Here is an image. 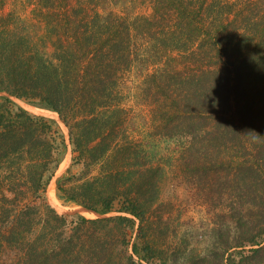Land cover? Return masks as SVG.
<instances>
[{"label": "trees", "instance_id": "trees-1", "mask_svg": "<svg viewBox=\"0 0 264 264\" xmlns=\"http://www.w3.org/2000/svg\"><path fill=\"white\" fill-rule=\"evenodd\" d=\"M135 1L152 14L107 12L110 0H0V256L156 264L162 169L126 133L131 75L152 129L187 140L182 158L198 173L224 174L230 207L252 211L261 241L250 244L264 248V0ZM13 98L57 113L68 135ZM53 181L98 218L58 213Z\"/></svg>", "mask_w": 264, "mask_h": 264}, {"label": "rangeland", "instance_id": "rangeland-1", "mask_svg": "<svg viewBox=\"0 0 264 264\" xmlns=\"http://www.w3.org/2000/svg\"><path fill=\"white\" fill-rule=\"evenodd\" d=\"M148 8L149 5L140 1L110 0L107 12L135 18L139 15L152 14V10ZM126 80L121 85L122 104L129 111L126 133L132 139L144 142L149 162L154 167L162 169V177L158 184L157 210L151 220L153 225L157 226L152 233L156 236L158 246L165 252L162 250L156 253L155 263L264 264V248L255 252L254 249L258 247L250 244L253 239L260 240L255 238L257 223L254 214L251 215L252 211H247V208L230 207L229 195L223 188L225 180L222 172L198 173L200 162L182 158L181 147L187 143V140L178 138V134L174 139L161 136L152 129L150 110L153 106L142 102L143 95L137 89L142 79L131 75ZM13 100L32 114L56 120L68 135L60 118L58 120L55 117L42 115L32 109L34 106L15 98ZM70 159L69 147L58 176L67 170ZM211 162L213 164L214 160ZM204 182L209 183V188ZM53 199L56 200L55 203ZM47 201L60 214L79 215L87 219L98 218V215L89 211L87 213L86 209L61 199L55 181L48 189ZM239 214L245 216V221H241L240 217L237 218ZM113 215L115 214L109 216ZM248 229L254 231L249 232ZM238 246L243 247L238 248ZM21 259L20 253L6 251L0 256V264H22L19 263Z\"/></svg>", "mask_w": 264, "mask_h": 264}, {"label": "bare ground", "instance_id": "bare-ground-1", "mask_svg": "<svg viewBox=\"0 0 264 264\" xmlns=\"http://www.w3.org/2000/svg\"><path fill=\"white\" fill-rule=\"evenodd\" d=\"M30 107V106H29ZM32 108V107H31ZM32 109H34V110H36V111H38L39 113H41L42 115H47V116H51V117H55L56 119H58L59 120V116H58V114L57 113H54V112H49V111H46V110H42V109H36L35 107H33ZM54 184V183H53ZM52 194V193H51ZM53 201H54V203L56 202V200L55 199H53ZM85 212H87L88 213V211H86L85 210Z\"/></svg>", "mask_w": 264, "mask_h": 264}]
</instances>
